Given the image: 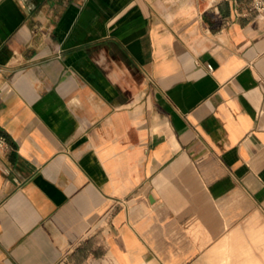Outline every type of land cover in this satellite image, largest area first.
<instances>
[{
  "label": "crops",
  "instance_id": "obj_1",
  "mask_svg": "<svg viewBox=\"0 0 264 264\" xmlns=\"http://www.w3.org/2000/svg\"><path fill=\"white\" fill-rule=\"evenodd\" d=\"M0 89V264H264L250 0H0Z\"/></svg>",
  "mask_w": 264,
  "mask_h": 264
},
{
  "label": "built area",
  "instance_id": "obj_2",
  "mask_svg": "<svg viewBox=\"0 0 264 264\" xmlns=\"http://www.w3.org/2000/svg\"><path fill=\"white\" fill-rule=\"evenodd\" d=\"M251 1V10L255 11L256 14L264 19V0H250ZM209 70L213 69L211 64L208 65ZM4 95V91L0 89V97ZM9 148V145L6 141V138L3 134L0 133V151H5Z\"/></svg>",
  "mask_w": 264,
  "mask_h": 264
}]
</instances>
